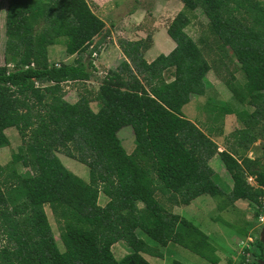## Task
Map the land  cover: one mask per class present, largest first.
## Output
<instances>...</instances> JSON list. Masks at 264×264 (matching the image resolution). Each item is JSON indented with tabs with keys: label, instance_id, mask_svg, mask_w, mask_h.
I'll return each mask as SVG.
<instances>
[{
	"label": "trees",
	"instance_id": "1",
	"mask_svg": "<svg viewBox=\"0 0 264 264\" xmlns=\"http://www.w3.org/2000/svg\"><path fill=\"white\" fill-rule=\"evenodd\" d=\"M180 1L183 8L166 30L175 44L171 52L148 62L150 36L119 40V65L101 79L94 96L86 92L71 103L64 85L91 80V58L99 43L92 44L104 33L105 22L87 0H7L0 149L10 145L7 130L17 131L20 144L0 166V264H150L142 254L162 259L158 247L170 244L217 264L208 254L215 250L208 236L169 212L157 193L174 206L210 196L220 199L221 211L241 200L260 216L264 1ZM195 10L207 19L220 53H230L243 75L242 82L233 73L223 79L234 105L206 104L214 114L208 116L212 123L222 126L225 116H235L239 124L223 138L222 151L213 139L222 136L220 127L206 133L183 113L192 96L205 95V78L212 70L186 32ZM57 44L75 57L72 62L50 63L48 49ZM124 127L132 129L131 154L118 137ZM58 154L85 165L88 181L67 169ZM216 155L231 188L219 185L209 165ZM100 196L106 199L102 206ZM46 206L64 250L58 248ZM242 234L248 236L246 230ZM120 242L129 251L117 260L112 247ZM252 247L250 260L257 262L263 256L257 237Z\"/></svg>",
	"mask_w": 264,
	"mask_h": 264
},
{
	"label": "rangeland",
	"instance_id": "2",
	"mask_svg": "<svg viewBox=\"0 0 264 264\" xmlns=\"http://www.w3.org/2000/svg\"><path fill=\"white\" fill-rule=\"evenodd\" d=\"M93 12L105 22V31L102 36L94 39L92 46L99 43L97 51L92 54V78L88 82L69 83L64 85L65 99L71 103L77 101L80 94L94 96L101 79L109 70L115 69L123 59L119 51L118 41L139 40L151 37V47L145 53L144 57L151 62L160 54L167 55L171 52L175 44L168 37L166 30L176 14L182 10L183 4L180 0H87ZM264 1V0H261ZM7 0H0V66L6 63L4 53V15ZM191 18L190 25L186 28L187 34L200 46L204 57L210 63L212 70L209 71L205 78V95L192 96L191 101L183 108V113L187 119L195 122L204 132L212 126V128L220 127L223 136H215L213 139L221 145L219 151L223 148V138L239 127L235 116H225L222 126L218 123H212L206 111V104L213 105L230 104L234 105L231 93L226 88L223 79L228 78L233 73L239 82L243 81V75L239 71L238 64L230 53L223 55L217 48L216 40L210 35L207 26V19L195 10L189 13ZM108 35V36H107ZM105 36V38H104ZM107 36V37H106ZM61 39L60 41H62ZM92 48V47H90ZM48 58L50 63L66 62L70 63L75 58L65 53L64 44H57L48 49ZM88 60L87 54L84 55ZM95 108V105H92ZM225 133V135H224ZM6 135L10 140V145L0 149V166H4L11 159V154L20 144V139L16 130L6 131ZM118 137L122 142L128 154L134 149V139L132 129L124 127L118 132ZM220 138V139H218ZM258 144V143H257ZM250 154V153H249ZM259 155V154H257ZM62 164L76 176L84 181H88V168L72 160L63 154H58ZM214 172L220 178H230L229 174L224 170L223 164L216 155L211 161ZM222 170V171H221ZM222 182V183H221ZM254 185L255 183L252 182ZM221 187L227 186L222 179L219 181ZM225 188V187H224ZM158 199L170 212L173 206L167 202L166 197L156 194ZM220 199L210 196H201L194 200L192 205L174 208L173 213L190 221L203 233L210 237V243L215 250L208 252L211 258L215 259L217 264H228L233 257L231 263L235 260L237 252L240 251V242L245 240L242 231L245 229L244 222H248V231L252 230L251 235L259 238L262 226L257 229L256 209L247 202H238L235 210L228 211L219 210L218 203ZM106 203V199L100 196L99 204L102 206ZM172 207V208H170ZM259 215H264L259 209ZM45 212L51 224L52 231L58 242V248L64 250L63 245L59 241L58 225L55 223L50 209L46 206ZM247 228V227H246ZM258 234V235H257ZM146 243L154 246L151 241L144 235L138 234ZM159 251L164 255L162 259L155 258L146 254L142 256L150 264H171L173 260L182 262L183 264H213L206 259L197 256L191 251L184 249L178 245L170 244L166 248L158 247ZM128 247L123 243H117L112 247L114 257L119 260L128 253ZM251 264H258L250 260Z\"/></svg>",
	"mask_w": 264,
	"mask_h": 264
},
{
	"label": "built area",
	"instance_id": "3",
	"mask_svg": "<svg viewBox=\"0 0 264 264\" xmlns=\"http://www.w3.org/2000/svg\"><path fill=\"white\" fill-rule=\"evenodd\" d=\"M33 66V65H31ZM248 183L251 184L253 182L252 178L247 179ZM263 194H264V189H263ZM261 212H264V196L261 199ZM257 229H259L261 226L264 225V215H260L257 219ZM260 231V230H259ZM256 237L252 235H248L245 237V240H242L240 242V251L239 253L237 252L235 260L231 264H251L250 263V258H251V250L252 246L255 242ZM259 239V238H258Z\"/></svg>",
	"mask_w": 264,
	"mask_h": 264
},
{
	"label": "crops",
	"instance_id": "4",
	"mask_svg": "<svg viewBox=\"0 0 264 264\" xmlns=\"http://www.w3.org/2000/svg\"><path fill=\"white\" fill-rule=\"evenodd\" d=\"M103 35V34H102ZM101 35V36H102ZM108 36V35H107ZM106 36V37H107ZM99 38H100V36H99ZM104 38H105V36H104ZM119 51H120V49H119ZM120 53H121V51H120ZM122 54V53H121ZM123 56V55H122ZM224 135H225V133H224ZM223 136V135H222ZM218 139H220V138H218ZM216 142V141H215ZM217 144H218V146H219V148H221V145L222 144H219L218 142H216ZM223 150V148L221 149V151ZM250 158H252V156L254 157V156H256V154H254L253 155V153H250L249 155H248ZM215 159V157H213L210 161H209V165H210V167L213 169V165H212V163H211V161H213ZM224 167V166H223ZM224 170H225V168H224ZM222 171V170H221ZM226 171V170H225ZM220 179H222L223 180V182H225L226 183V185H227V187H229V188H231L232 187V180H231V178H228L229 180H227L226 178H220ZM253 182H254V180H253ZM255 183V182H254ZM251 185H253L252 183H251ZM255 185V184H254ZM194 201H192L189 205H192V203H193ZM238 202H245V201H236L233 205H229V207H227L224 211H228L229 209H232V210H235V209H237V207H238ZM248 203V202H247ZM189 205H187V206H189ZM173 206V210H174V208H179V207H181V205H179V206H174V205H172ZM170 208H172V207H170ZM218 208V207H217ZM169 209V208H168ZM167 209V210H168ZM173 210L171 209V211L170 212H172L173 213ZM174 214V213H173ZM175 215H177V214H175ZM243 224H244V226H246L245 227V229H240L241 231H243V230H246L247 231V235H251V232H252V230H254V228L251 230H249L248 231V222H244L243 221ZM205 234V233H204ZM208 236V235H207ZM245 236H243V238H244ZM208 238H209V241H210V237L208 236ZM233 257H231V259L229 260L230 262L233 260L232 259ZM228 261V262H229Z\"/></svg>",
	"mask_w": 264,
	"mask_h": 264
},
{
	"label": "water",
	"instance_id": "5",
	"mask_svg": "<svg viewBox=\"0 0 264 264\" xmlns=\"http://www.w3.org/2000/svg\"><path fill=\"white\" fill-rule=\"evenodd\" d=\"M259 241L262 244L263 256L260 260L257 261L258 264H264V225L262 226L259 233Z\"/></svg>",
	"mask_w": 264,
	"mask_h": 264
}]
</instances>
